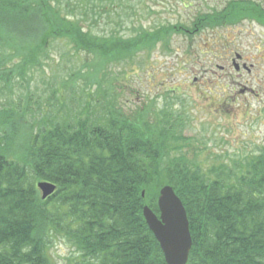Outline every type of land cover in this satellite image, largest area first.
Segmentation results:
<instances>
[{
	"label": "trees",
	"instance_id": "trees-1",
	"mask_svg": "<svg viewBox=\"0 0 264 264\" xmlns=\"http://www.w3.org/2000/svg\"><path fill=\"white\" fill-rule=\"evenodd\" d=\"M126 3L0 0V242L15 241L10 252L0 251V264H49L42 255L45 222L63 225L87 253H102L103 264H166L142 215L147 206L158 216L165 186L187 214L192 247L186 264H264V147L204 170L176 152L186 140V120L171 108L143 121L139 113L124 117L116 100L104 99L92 112L74 96L68 78L34 99L30 74L50 67L48 50L55 42L90 60L100 58L96 74L104 79L109 66L130 64L139 52L168 49L174 36L190 39L222 23L217 13L200 14L189 26L133 27L131 36L83 26L95 17L118 19L120 12L133 11ZM96 85L103 91L101 82ZM68 91L72 95L65 97ZM39 182L54 184L55 192L42 200ZM62 205H70L67 214L59 212ZM66 215L76 217L75 229L72 221L63 224ZM26 241L32 253L20 256L18 247Z\"/></svg>",
	"mask_w": 264,
	"mask_h": 264
},
{
	"label": "rangeland",
	"instance_id": "rangeland-1",
	"mask_svg": "<svg viewBox=\"0 0 264 264\" xmlns=\"http://www.w3.org/2000/svg\"><path fill=\"white\" fill-rule=\"evenodd\" d=\"M130 2L126 4L134 10L120 12L118 19L102 15L83 26L100 34L114 30L119 36H131L133 27L189 26L200 14L221 8L216 0ZM216 15L222 23L230 20L229 14ZM49 48L50 67L44 74H30L34 99L44 98L58 81L68 78L74 81V96L92 112L99 111L104 99L116 100L124 117L138 118L139 113L143 121L152 120L160 109L171 108L186 120L181 132L186 140L178 142L176 152L204 170L221 161L231 164V160L257 154L264 147V29L239 24L205 28L190 39L177 35L168 49L158 45L150 53H137L130 64L109 66L111 74L104 79L103 74H96L100 58L90 60L63 41ZM235 54L243 60L237 61ZM87 60L88 65H82ZM86 66V73L72 74ZM97 81L103 91H97ZM70 95L68 91L65 97Z\"/></svg>",
	"mask_w": 264,
	"mask_h": 264
},
{
	"label": "water",
	"instance_id": "water-1",
	"mask_svg": "<svg viewBox=\"0 0 264 264\" xmlns=\"http://www.w3.org/2000/svg\"><path fill=\"white\" fill-rule=\"evenodd\" d=\"M41 199L51 196L56 186L49 182L37 183ZM159 215L147 206L143 207L144 221L158 242L166 264H186L192 247L187 214L181 200L170 186L159 191L157 201Z\"/></svg>",
	"mask_w": 264,
	"mask_h": 264
},
{
	"label": "clouds",
	"instance_id": "clouds-1",
	"mask_svg": "<svg viewBox=\"0 0 264 264\" xmlns=\"http://www.w3.org/2000/svg\"><path fill=\"white\" fill-rule=\"evenodd\" d=\"M69 209L70 205L59 206L60 213L67 214ZM75 220V216L66 215L63 224L72 221V228L75 229L77 227ZM14 242V239L7 243L0 242V251L10 252ZM42 245V255L49 261V264H103L104 262L102 253H87L83 246L68 231L64 230L63 225L57 227L53 222H45ZM32 248L31 242H24L18 247L19 255L28 256L32 253ZM22 264H31V262L23 261Z\"/></svg>",
	"mask_w": 264,
	"mask_h": 264
},
{
	"label": "flooded vegetation",
	"instance_id": "flooded-vegetation-1",
	"mask_svg": "<svg viewBox=\"0 0 264 264\" xmlns=\"http://www.w3.org/2000/svg\"><path fill=\"white\" fill-rule=\"evenodd\" d=\"M217 4H220V10L218 7L212 8L203 14H229L230 20L226 23H220L218 27L223 26H236L243 25L252 28L254 26L264 29V0H216ZM236 15H231V14ZM197 24L192 26L196 29ZM215 27V28H218ZM237 61H242L243 58L240 55L235 54ZM234 62V60H231ZM238 69V67H237Z\"/></svg>",
	"mask_w": 264,
	"mask_h": 264
}]
</instances>
